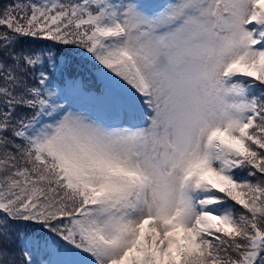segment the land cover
Here are the masks:
<instances>
[{"label":"snow or ice","instance_id":"obj_1","mask_svg":"<svg viewBox=\"0 0 264 264\" xmlns=\"http://www.w3.org/2000/svg\"><path fill=\"white\" fill-rule=\"evenodd\" d=\"M0 264H264V0H0Z\"/></svg>","mask_w":264,"mask_h":264},{"label":"trees","instance_id":"obj_2","mask_svg":"<svg viewBox=\"0 0 264 264\" xmlns=\"http://www.w3.org/2000/svg\"><path fill=\"white\" fill-rule=\"evenodd\" d=\"M7 3H14L15 0H6Z\"/></svg>","mask_w":264,"mask_h":264}]
</instances>
